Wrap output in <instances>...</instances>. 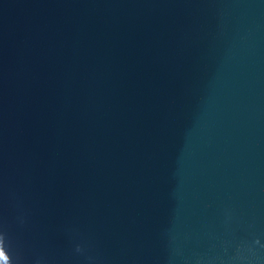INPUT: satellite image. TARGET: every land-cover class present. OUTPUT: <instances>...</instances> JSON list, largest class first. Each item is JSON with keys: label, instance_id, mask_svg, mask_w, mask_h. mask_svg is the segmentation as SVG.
<instances>
[{"label": "water", "instance_id": "obj_1", "mask_svg": "<svg viewBox=\"0 0 264 264\" xmlns=\"http://www.w3.org/2000/svg\"><path fill=\"white\" fill-rule=\"evenodd\" d=\"M0 264H264V0H0Z\"/></svg>", "mask_w": 264, "mask_h": 264}]
</instances>
